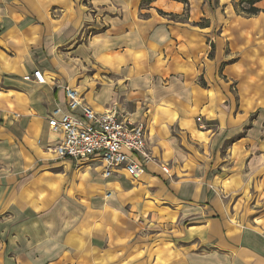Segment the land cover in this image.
<instances>
[{
  "label": "crops",
  "instance_id": "1",
  "mask_svg": "<svg viewBox=\"0 0 264 264\" xmlns=\"http://www.w3.org/2000/svg\"><path fill=\"white\" fill-rule=\"evenodd\" d=\"M187 1L0 0V264H264V0ZM66 86L147 123L137 179L56 157Z\"/></svg>",
  "mask_w": 264,
  "mask_h": 264
},
{
  "label": "built area",
  "instance_id": "2",
  "mask_svg": "<svg viewBox=\"0 0 264 264\" xmlns=\"http://www.w3.org/2000/svg\"><path fill=\"white\" fill-rule=\"evenodd\" d=\"M32 76L37 82L46 81L41 70H35ZM65 92L69 111L56 110L49 117L51 128L62 134L61 142L53 149L56 157L71 159L78 166L96 164L105 177L118 170H125L133 179L143 174L146 163L153 158L147 123H131L117 109L97 112L83 105L76 89L66 86ZM79 106L82 113L76 112Z\"/></svg>",
  "mask_w": 264,
  "mask_h": 264
},
{
  "label": "rangeland",
  "instance_id": "3",
  "mask_svg": "<svg viewBox=\"0 0 264 264\" xmlns=\"http://www.w3.org/2000/svg\"><path fill=\"white\" fill-rule=\"evenodd\" d=\"M240 0H236V2L238 3ZM242 16H244V15H242ZM246 17V16H245ZM202 24H204V23H202ZM261 42V41H260ZM237 90H233V92H236ZM237 98H238V95H237ZM249 191H250V188L249 189H247V192H246V194L248 195L249 194ZM250 198V197H249ZM249 200V199H248ZM243 205L241 204V205H237L236 207H235V213H236V215H234V217H233V221H236V222H238V219H237V215H239V213H240V211L242 210V207ZM249 211L250 210V204H246V208H245V211ZM155 242H157V241H154V243ZM162 242H164V241H162ZM157 243H160V242H157ZM153 244V245H150V244H148V245H143V246H140V245H137L136 246V253H135V255H136V261L135 262H137V264H146V261L144 260V256H145V254H146V251L149 249V248H154V247H159V245L158 244ZM144 248L143 250L144 251H139V249H141V248ZM154 252V251H153ZM151 253V254H149V256H148V258H149V260L148 261H150V260H152L151 261V263H153V261H154V259H157L156 260V262H157V264H159V259L161 258V256L159 255V253L158 254H156V253ZM156 254V255H155ZM109 255V258H113V256L112 255H110V254H108ZM150 263V264H151Z\"/></svg>",
  "mask_w": 264,
  "mask_h": 264
},
{
  "label": "trees",
  "instance_id": "4",
  "mask_svg": "<svg viewBox=\"0 0 264 264\" xmlns=\"http://www.w3.org/2000/svg\"><path fill=\"white\" fill-rule=\"evenodd\" d=\"M179 1L188 3L187 0H179ZM260 1L262 0H240L237 3L236 0H233V5L235 8V11L238 14L244 15L246 17H252L262 12V9L257 6V4Z\"/></svg>",
  "mask_w": 264,
  "mask_h": 264
}]
</instances>
